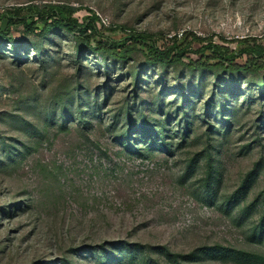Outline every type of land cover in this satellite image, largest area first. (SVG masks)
Here are the masks:
<instances>
[{
    "label": "rangeland",
    "instance_id": "374dc122",
    "mask_svg": "<svg viewBox=\"0 0 264 264\" xmlns=\"http://www.w3.org/2000/svg\"><path fill=\"white\" fill-rule=\"evenodd\" d=\"M136 34L187 52L112 55ZM210 42L264 47V0H0V264H264V58L199 67Z\"/></svg>",
    "mask_w": 264,
    "mask_h": 264
},
{
    "label": "trees",
    "instance_id": "16d2710c",
    "mask_svg": "<svg viewBox=\"0 0 264 264\" xmlns=\"http://www.w3.org/2000/svg\"><path fill=\"white\" fill-rule=\"evenodd\" d=\"M27 10L34 12V15L32 16H36L37 20L42 24V30L40 31L41 35H46L54 29L63 28L69 33L84 35L88 44L96 42L97 38L103 36L101 29L98 26V22H100L99 17L96 15L86 17L84 18V21L80 23L79 20L74 17L77 12V9L74 7L66 5H44L39 7L34 5L27 8ZM21 13H23V9H17L16 14L18 17L16 18L25 22L24 19L26 18H22ZM10 21L12 22L13 20ZM27 27L29 30L34 31L35 23L33 25H27ZM129 41L134 42L132 45L133 47H131V45L127 46ZM108 42L111 44L109 50L112 52V55L118 59H126L128 57L127 54L130 53L132 49H135L138 46H143L148 51L149 58L162 65L177 63L187 52V48L181 49V47L177 46L176 42L173 46L168 47L164 51H160L150 36L141 34L132 35L120 40L110 39ZM97 44L100 46L97 47L96 50H102L103 46H101V42L97 41ZM203 50L210 52L211 60L216 59L220 62L215 65H211L209 63L210 61L208 63L199 62L197 66L209 68L220 66L231 72L238 70L250 71L249 67H241L235 63L237 58H241L244 54L248 55L250 59L249 62L252 63V65H255L256 62L264 58V47L262 45H257L256 43L251 45L249 42L246 47L243 50L238 51L237 54L232 52L229 48L213 42H210L206 47H203ZM225 64H228V67L225 66ZM239 255L243 256L242 253Z\"/></svg>",
    "mask_w": 264,
    "mask_h": 264
}]
</instances>
